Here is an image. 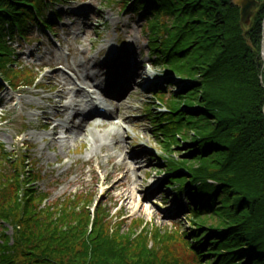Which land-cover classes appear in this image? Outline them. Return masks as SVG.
<instances>
[{
	"label": "trees",
	"instance_id": "16d2710c",
	"mask_svg": "<svg viewBox=\"0 0 264 264\" xmlns=\"http://www.w3.org/2000/svg\"><path fill=\"white\" fill-rule=\"evenodd\" d=\"M66 1L0 0V69L12 85L35 77L13 66L10 38H25L33 22L52 30L47 8ZM258 1L247 26L234 0L123 2L143 12L153 65L184 86L157 92L168 113L149 112L169 155L161 156L168 186L187 198L182 209L191 231L150 229L102 205L93 216L86 193L51 201L36 187L40 175L31 160L0 143V167H10L0 170V264H264V0ZM181 142L191 147L176 157Z\"/></svg>",
	"mask_w": 264,
	"mask_h": 264
},
{
	"label": "rangeland",
	"instance_id": "374dc122",
	"mask_svg": "<svg viewBox=\"0 0 264 264\" xmlns=\"http://www.w3.org/2000/svg\"><path fill=\"white\" fill-rule=\"evenodd\" d=\"M122 1L134 0H118L111 5L108 0L57 3L48 10V16L53 19L55 11L60 12V19H54V33L42 24L33 23L28 25L26 40L19 36L13 39L15 62L39 74V78L31 86L16 91L7 87L0 91V102L3 99V109H0V143H4L8 151H15L19 156L28 155L34 170L40 172L42 177L36 187L50 193L51 201L70 194L86 193L93 202L101 204L115 215L122 214L127 219L147 221L150 229L157 227L163 231L166 228L171 230L177 225L182 230L191 231L186 210L182 209L183 205L188 204L187 198L180 195L175 186L168 187L167 162L159 158L160 155H167V152L158 143L149 112L152 109V113L159 114L163 109L157 92L164 90L171 95L184 86L181 87L178 77L172 75L168 78L171 75L165 69L153 65L143 12L123 10ZM78 15H83L81 22L75 23ZM74 48L77 54H74ZM120 49L131 52L132 63L140 72L146 73L144 81L139 83V78L129 80L130 90L120 95L124 99V107H117L119 102L106 99L114 109V115L112 123L104 128L112 130L110 135H104V130L98 131V135L103 136L101 143L95 142L93 136L88 134L85 138L72 136L68 145L63 146L50 135L51 126L42 129L47 121L43 111L30 106L28 102L46 105L52 117L51 123H59L60 118L54 115L56 107L52 106L51 101L42 98L54 97L58 91L56 79L49 78V75L54 70H62V73L74 77V81L80 83L64 63L68 60L70 63L90 60V71L99 74L100 77L96 79L101 81L108 72L103 67L106 59L113 54L125 56ZM97 57L100 65L94 62ZM170 79L175 86H169ZM47 87L52 89L47 90ZM187 111L191 112V109ZM120 116L128 118L120 120ZM96 118L109 120L106 116ZM75 121L78 122V118ZM117 121L121 122L119 126ZM72 130L73 133L77 132V128ZM67 134L59 133L61 136ZM114 134L118 140L116 143L112 136ZM189 141L193 143L191 137ZM118 142L121 145L125 143L127 147L120 148ZM190 147L181 142L174 156H182ZM125 149L129 152V158L126 159L123 157ZM110 155L114 156L111 161ZM122 160L128 163L129 169L123 182L112 188L122 175L121 171L114 170L115 165ZM2 167L10 168L8 164ZM4 168L0 167V170L7 171ZM127 193H132L134 198H127Z\"/></svg>",
	"mask_w": 264,
	"mask_h": 264
},
{
	"label": "bare ground",
	"instance_id": "6f19581e",
	"mask_svg": "<svg viewBox=\"0 0 264 264\" xmlns=\"http://www.w3.org/2000/svg\"><path fill=\"white\" fill-rule=\"evenodd\" d=\"M78 13H76L77 15ZM83 15H78L75 18L76 22H81ZM126 27L125 24H122ZM262 31L264 37V18L262 22ZM130 33H128L129 35ZM121 52L125 53V56H119L113 54L110 58H107L103 63V67L107 68L104 79L98 81L96 78L100 77L99 74L92 73L90 69L92 67L88 66L90 60H86L85 63L80 61H75L74 63H70L69 60L65 61V65L71 69V71L75 74V77L79 80L80 83H76L74 81V77H70L66 75L62 70L53 71L52 74L49 75V78L56 79L55 85L58 87V91L56 96H43L42 98L51 101L52 106L56 107L55 116L60 118L59 123H53L51 125L50 135L58 140L63 146L68 145L72 136L77 138L81 136V138H85L88 134H91L95 140V142H100L103 140V136L100 137L98 135V131L105 132L104 135H110L112 130L104 129L107 125L112 123V115H114V109L110 107L108 103L104 100V98L100 97L99 94L103 93L107 97H109L114 102H119L118 106L124 107L123 98L121 96L116 99L114 95H120L119 91L127 90L129 86H127L129 80L139 78V83L144 81L145 74L140 72V69L136 67L131 61V52L128 49H120ZM74 54H77L78 51L74 48ZM262 58L264 59V49L262 53ZM100 59L97 57L94 59L96 64H99ZM58 62V61H57ZM56 63V62H55ZM54 63V64H55ZM100 65V64H99ZM130 68V69H129ZM129 70H131L129 72ZM141 81V82H140ZM105 83H107L105 87ZM92 89L89 90L88 89ZM46 89H49L48 87ZM30 106H35L38 109L43 111L44 117L47 119L46 124L51 123L52 117L49 116V110L46 105L41 102L32 103L28 102ZM103 106L107 108V112L105 114H101L98 111V108ZM106 116L109 117V120L98 119L95 118L97 116ZM78 118V122L75 119ZM120 120H125L128 117L120 116ZM118 126L121 124L120 121L116 123ZM116 126V125H113ZM72 128H77V132L73 133ZM69 133L67 136L59 135L61 130ZM59 136V137H58ZM114 141L116 143L115 134ZM126 141V140H125ZM119 146V142L117 143ZM101 147L104 148V145L101 144ZM127 145L124 143L120 146V148H126ZM94 150L92 149L91 153ZM129 152L127 149L124 150V159L129 158ZM113 155L109 156V161L113 159ZM131 157V154H130ZM124 160H122L118 165H115V169L117 171H121L122 175L117 181L111 186L112 188L118 186L123 182L124 177L126 176V172L129 167ZM112 173H115L114 171ZM111 173V174H112ZM109 176V175H107ZM127 198H134V196L129 193L126 195Z\"/></svg>",
	"mask_w": 264,
	"mask_h": 264
},
{
	"label": "water",
	"instance_id": "95a60500",
	"mask_svg": "<svg viewBox=\"0 0 264 264\" xmlns=\"http://www.w3.org/2000/svg\"><path fill=\"white\" fill-rule=\"evenodd\" d=\"M235 4L241 8V22L243 26L250 25L252 19L259 11L260 1L258 0H234ZM264 49V37L262 38V53Z\"/></svg>",
	"mask_w": 264,
	"mask_h": 264
}]
</instances>
